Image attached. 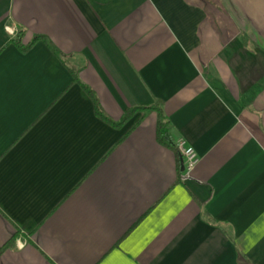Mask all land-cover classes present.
I'll list each match as a JSON object with an SVG mask.
<instances>
[{"label":"crops","instance_id":"crops-1","mask_svg":"<svg viewBox=\"0 0 264 264\" xmlns=\"http://www.w3.org/2000/svg\"><path fill=\"white\" fill-rule=\"evenodd\" d=\"M0 264H264V0H0Z\"/></svg>","mask_w":264,"mask_h":264},{"label":"built area","instance_id":"built-area-1","mask_svg":"<svg viewBox=\"0 0 264 264\" xmlns=\"http://www.w3.org/2000/svg\"><path fill=\"white\" fill-rule=\"evenodd\" d=\"M6 30L12 35L16 33V28L14 26H7ZM176 148L179 154L184 159V173L182 177L185 179L192 174V172L199 163L200 157L192 146L187 145L186 140L184 138H179L176 141ZM23 245V242H18L19 247H22Z\"/></svg>","mask_w":264,"mask_h":264},{"label":"trees","instance_id":"trees-1","mask_svg":"<svg viewBox=\"0 0 264 264\" xmlns=\"http://www.w3.org/2000/svg\"><path fill=\"white\" fill-rule=\"evenodd\" d=\"M22 33H23L22 31L19 32L18 38H21ZM39 37H41V36L37 35L34 40H37ZM33 41H32V43H33ZM95 103H96L97 113L99 114V110L100 109H98V107H97V101L96 100H95ZM146 109H149V108L148 107H134V108H129L125 112V114H124L123 118L121 119V121L115 122L116 123L115 125L120 126V125L124 124L137 111H139V110H146ZM159 115H160V120H159V123H158V139H159V141L162 142L165 145L173 146L174 148H176V144L175 145L173 144V141H172V138H171V135H170V131L168 129V122L166 120H164V117H163V115H162L161 112H160ZM176 150H177V148H176Z\"/></svg>","mask_w":264,"mask_h":264}]
</instances>
